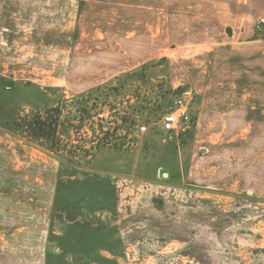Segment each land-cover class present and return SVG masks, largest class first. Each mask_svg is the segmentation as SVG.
Wrapping results in <instances>:
<instances>
[{
    "label": "rangeland",
    "instance_id": "1",
    "mask_svg": "<svg viewBox=\"0 0 264 264\" xmlns=\"http://www.w3.org/2000/svg\"><path fill=\"white\" fill-rule=\"evenodd\" d=\"M234 2L0 0V264H264V8ZM53 84L55 151L15 127ZM204 95L254 113L247 132L198 135Z\"/></svg>",
    "mask_w": 264,
    "mask_h": 264
},
{
    "label": "crops",
    "instance_id": "2",
    "mask_svg": "<svg viewBox=\"0 0 264 264\" xmlns=\"http://www.w3.org/2000/svg\"><path fill=\"white\" fill-rule=\"evenodd\" d=\"M201 1H202V4H208L209 6H212L214 8H228V7L231 8L232 6H235V5L241 6V5H237L239 3L235 4L234 0H204V1L201 0ZM241 4L243 6L252 7L255 9L264 8V0H241ZM72 16L78 17V12L76 9L73 11ZM75 34H76V31H75L74 27L72 26L68 32L67 38L69 40H73L75 38ZM6 36H7L6 43L8 45H10L12 48L13 47V36L10 34L6 35ZM1 51L2 50L0 49V57L2 55ZM11 73H14V72H12V70L9 66L5 65V62H2V57H1V60H0V79L6 80V77L10 76ZM29 74H31V72ZM29 80L32 83L28 84V86L31 87V89H37V91H35V90L27 91L26 96L33 98V99H37V98H39V95H43V93L40 92V90H42V87H39V85H38L39 83L37 84L38 80H36L35 78L34 79L31 78ZM12 81H14L13 83L15 84L16 79L12 78ZM49 87L55 88V89H50ZM49 87H48V89H50V91L48 90L47 96H48V98H53V101L48 102V104H45L42 107V109L41 108L37 109L36 111H38V112H42L44 110L54 108L58 103V97H56V95L54 94V91L57 90L56 87H61V86H59L57 84H53V85H49ZM43 92H46V90H43ZM243 100H245V99H243ZM246 102H247V104L250 103L249 98L246 99ZM260 103L261 102L259 101V99H257L256 104L259 106ZM237 104H238L237 101L232 100L229 104V107L231 109L226 108V110H224L223 112L219 111L220 113L219 112L217 113V111L214 107V102L212 101V99L209 98L207 95L202 96L198 100V104L195 101L193 103V106H192V112L196 117L194 130L196 129V133L200 136H213L214 134L212 133V131H213L212 129H213L214 121H216V122L219 121L217 127H218V129H220L221 132L218 135L224 134L226 132V130H228L229 128L232 130V132H238V131H240L241 133L247 132V127L249 126V123H250L247 121L254 119V113L246 111V110L245 111L242 110L241 105H237ZM249 108L254 109L253 106H251ZM190 110H191V108H190ZM258 114H261L260 115L261 119L264 118L263 117L264 111H261ZM203 175L206 176V174H204V173H203ZM152 213H150V214L152 215ZM150 214H149V216H151ZM152 218H153V216H151V219ZM156 218H158V217H156ZM165 220H168V219H165ZM151 221H150V217L149 218L147 217L146 221H145L148 225L149 231L154 230L152 224H154L155 221H153V222H151ZM150 223H151V225H150ZM174 234H175V236L180 237V234L178 232L174 233Z\"/></svg>",
    "mask_w": 264,
    "mask_h": 264
},
{
    "label": "trees",
    "instance_id": "3",
    "mask_svg": "<svg viewBox=\"0 0 264 264\" xmlns=\"http://www.w3.org/2000/svg\"><path fill=\"white\" fill-rule=\"evenodd\" d=\"M53 110L52 108L43 113L37 112L31 117L19 118L15 122L16 130L33 142L41 143L51 151H55L53 146L56 143V121L50 115Z\"/></svg>",
    "mask_w": 264,
    "mask_h": 264
},
{
    "label": "built area",
    "instance_id": "4",
    "mask_svg": "<svg viewBox=\"0 0 264 264\" xmlns=\"http://www.w3.org/2000/svg\"><path fill=\"white\" fill-rule=\"evenodd\" d=\"M192 99V91L190 89H183L175 96L173 102L169 104L161 118V128L168 135H178L184 131L192 121L189 114V105ZM145 130L144 127L141 128Z\"/></svg>",
    "mask_w": 264,
    "mask_h": 264
}]
</instances>
